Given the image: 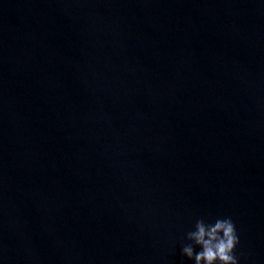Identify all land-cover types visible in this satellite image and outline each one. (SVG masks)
<instances>
[{"label": "water", "instance_id": "obj_1", "mask_svg": "<svg viewBox=\"0 0 264 264\" xmlns=\"http://www.w3.org/2000/svg\"><path fill=\"white\" fill-rule=\"evenodd\" d=\"M200 218L264 264V0H0V264H195Z\"/></svg>", "mask_w": 264, "mask_h": 264}, {"label": "clouds", "instance_id": "obj_2", "mask_svg": "<svg viewBox=\"0 0 264 264\" xmlns=\"http://www.w3.org/2000/svg\"><path fill=\"white\" fill-rule=\"evenodd\" d=\"M186 239L192 243L182 246V254L195 264H239L235 249L240 241L231 218H217L213 223L197 219ZM194 245L199 246V252Z\"/></svg>", "mask_w": 264, "mask_h": 264}]
</instances>
